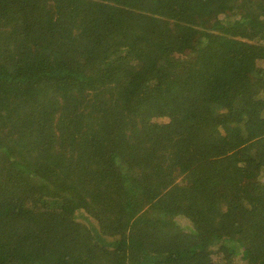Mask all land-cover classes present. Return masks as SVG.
I'll list each match as a JSON object with an SVG mask.
<instances>
[{"label":"trees","instance_id":"trees-1","mask_svg":"<svg viewBox=\"0 0 264 264\" xmlns=\"http://www.w3.org/2000/svg\"><path fill=\"white\" fill-rule=\"evenodd\" d=\"M0 264H264V0H0Z\"/></svg>","mask_w":264,"mask_h":264}]
</instances>
